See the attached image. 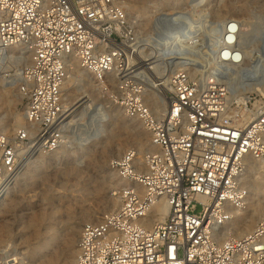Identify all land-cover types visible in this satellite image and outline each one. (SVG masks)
Listing matches in <instances>:
<instances>
[{
    "label": "built area",
    "instance_id": "obj_1",
    "mask_svg": "<svg viewBox=\"0 0 264 264\" xmlns=\"http://www.w3.org/2000/svg\"><path fill=\"white\" fill-rule=\"evenodd\" d=\"M205 1L152 9L142 36L122 0H0V53L28 55L14 78L26 124L13 134L0 130V199L25 158L64 146L63 85L73 60L104 102L149 136L142 157L129 149L110 160L118 206L82 225L70 264H264V222L242 237L229 226L248 204L249 160L264 165V98L246 95L261 70L247 61L240 22L214 18L201 8ZM142 42L146 66L166 81L164 94L156 89L164 114L147 100ZM159 203L167 212L155 220ZM0 264L28 263L1 252Z\"/></svg>",
    "mask_w": 264,
    "mask_h": 264
},
{
    "label": "rangeland",
    "instance_id": "obj_2",
    "mask_svg": "<svg viewBox=\"0 0 264 264\" xmlns=\"http://www.w3.org/2000/svg\"><path fill=\"white\" fill-rule=\"evenodd\" d=\"M122 1L138 7L148 0ZM185 2L168 0L164 9L181 6ZM200 6L210 8L214 18H232L245 24L247 61L256 64V74L261 70L260 81L251 94L246 95L252 100L263 99L264 0H207ZM127 12L131 17L136 16L134 10L127 8ZM18 53L17 48L10 50L13 57ZM13 57L0 59V72L3 71L0 74V123L7 125L3 124L5 127L2 128L0 124V129L7 134L15 132L8 125L14 120L16 122L14 115L20 114L26 104L18 93L14 78L28 63L23 58ZM70 79L67 86H73L79 92L84 90L77 74L71 73ZM95 98L96 106L92 113L68 126L64 146L51 153L31 155L20 164L5 204L0 206V226L4 225L8 231L0 245V253H20L17 257L28 264H70L65 260L70 252L69 239L74 228H79L78 239L83 224L96 222L117 208L118 202L115 207L111 205L114 198L111 191L118 184V179L110 170L109 162L129 149H135L142 157L148 150L149 136L140 122L128 120L121 109L104 102L103 95L96 90ZM97 106H100V111L95 114ZM151 106L154 109L153 104ZM116 119L119 122H113ZM110 142L116 147H109ZM140 144L145 149L140 151ZM250 162L252 165L246 176L250 195L255 202H264V184L259 190L254 188L258 174L255 175L252 169L255 161ZM41 244L44 246L38 253L39 261L30 262L29 253Z\"/></svg>",
    "mask_w": 264,
    "mask_h": 264
},
{
    "label": "bare ground",
    "instance_id": "obj_3",
    "mask_svg": "<svg viewBox=\"0 0 264 264\" xmlns=\"http://www.w3.org/2000/svg\"><path fill=\"white\" fill-rule=\"evenodd\" d=\"M187 1V0H186ZM168 3V0H148L147 2L142 3V5L136 7L135 5H128L125 1H123L124 7L131 10H134L136 13V16L134 18H137L139 22V30L142 34V36H146L150 30L151 26V12L152 9L159 10L160 8L163 7ZM175 5L177 4L176 2L174 3ZM173 4V5H174ZM169 9V8H167ZM129 12V11H128ZM127 12V13H128ZM129 15V13H128ZM240 28H241V41H244V36L246 33L245 29V24L240 22ZM13 48H10L9 50L5 51L4 53H0V59L3 58H8V57H13L10 55V50ZM139 57H138V62L141 65L140 71L144 73L149 80L152 82L151 83V91L149 92L148 95V100L153 104L155 111L158 114H164L165 113V108H164V102L163 99L159 96V94L156 93V89L161 90V92L164 94V92L167 89L166 86V81L161 78L160 76L154 75L152 71L148 69L146 66V63L144 61H147L148 54L146 53L148 51V47L145 45V42H142L141 46L139 47ZM237 51L235 52L233 58L238 59L240 56V50L236 49ZM145 52V53H143ZM228 55V50L223 52V57H226ZM14 58V57H13ZM21 58L25 59L26 64L28 63V55L24 52H21L20 55L15 56V59L20 60ZM143 68V69H142ZM3 71L0 72L2 74ZM71 73H75L78 76V81L81 82V85L84 86V90L79 92L77 89L73 86H67L69 82H71ZM1 77V75H0ZM4 78V77H3ZM16 78V77H15ZM2 79V77H1ZM16 86V84H15ZM67 86V87H66ZM17 88V86H16ZM149 88H150V82H149ZM95 90L96 86L93 80L92 75H90L88 72L80 68L77 60H73L71 62V71L66 79L64 85H63V104H64V117H63V123L66 126L72 125L74 122L78 121L79 119H82L85 116H88L92 113L96 106V98H95ZM97 91V90H96ZM242 100V99H241ZM248 98L245 97L244 101H247ZM68 110V111H67ZM16 116V122H12V124L8 125L11 127L13 131H16L19 127L23 126L26 124L25 116H24V107L22 108V111L20 114L14 115ZM96 116V115H95ZM94 116V117H95ZM93 117V116H92ZM15 119V118H14ZM113 122H119L118 119H116ZM2 128H4L5 125L4 123H0ZM3 124L5 126H3ZM14 127V128H13ZM2 130V129H0ZM3 131V130H2ZM111 139V138H110ZM149 142V141H148ZM109 147L112 149L115 148L116 146L110 142L108 143ZM118 145V144H116ZM147 148V146H146ZM151 148L150 143H148V150ZM145 149V146L142 144L139 145V150ZM119 150V147H118ZM251 162L249 160L248 162V169L251 168ZM253 171H255V175L257 177V182H254V188L256 190H259L264 184V165L261 164L260 162L255 161L254 165L252 166ZM114 173V172H113ZM112 173V174H113ZM256 178V177H255ZM259 179V180H258ZM261 179V180H260ZM263 179V180H262ZM256 180V179H255ZM254 180V181H255ZM258 193V192H257ZM251 194V193H250ZM8 196V195H7ZM6 197L0 199V206L5 204ZM264 199V198H263ZM255 199L250 195L248 204L246 208L242 211H239L235 214V217L233 220L229 223L230 226V234L235 237H242L247 234H249L255 226L258 224V222L262 221L264 222V202L261 201L260 203H257L254 201ZM117 199L113 198L112 201V207L117 206ZM155 220L162 219L165 213L167 212V207L165 206L164 203H159L156 207L155 210ZM151 223V222H150ZM79 228L75 227L74 232L72 233L70 239H69V244H70V252L68 254V257L66 258V263L72 262V260L76 256V242H77V232ZM5 233L7 234L8 231L4 225L0 226V245L4 241L5 238ZM70 234V233H69ZM44 244V243H43ZM41 244L37 249L33 250L31 253H29L28 258L30 262H37L38 260V253L42 246ZM19 256L20 253L17 252H12L11 254Z\"/></svg>",
    "mask_w": 264,
    "mask_h": 264
}]
</instances>
